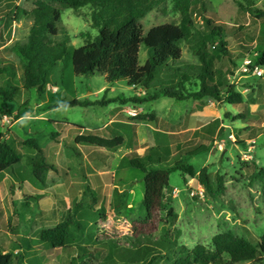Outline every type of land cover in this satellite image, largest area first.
I'll return each mask as SVG.
<instances>
[{
  "label": "rangeland",
  "instance_id": "374dc122",
  "mask_svg": "<svg viewBox=\"0 0 264 264\" xmlns=\"http://www.w3.org/2000/svg\"><path fill=\"white\" fill-rule=\"evenodd\" d=\"M35 1L0 0V20L12 7H20L31 12ZM207 1L218 13L224 29L221 39L227 42V48L231 53L230 56L220 52L218 45L220 39L210 41V51L217 56L216 66L224 78L236 85L237 90L243 94L250 111L261 112L264 115V75L257 77L252 70L250 73L242 71L245 59L264 48V22L256 16L257 10L264 11V0H254L251 10L245 3V9L240 6L242 0ZM197 3V6H200V2ZM91 13L92 10L88 7L79 13L71 9L63 10L62 21L59 24L60 33L56 41L67 42L70 49L80 48L94 41L99 33L92 26ZM193 21L192 38L190 42L182 44V60L171 63L169 70L157 73L155 89L149 92L150 95L160 87L167 88L168 85L165 83L168 80L174 79L173 82L176 84L182 80L183 75L189 78L190 82L186 83L188 90L192 92L199 90V81L195 78L200 73L201 63L193 47L199 41V32L207 33L208 29L199 13L193 16ZM142 23L147 33L151 28L164 24L180 25L181 15L175 11L171 3H165L151 11L142 19ZM33 24L31 16H22L14 23L12 29L5 27V23H0V57L4 56L15 65L20 80L23 79L24 67L12 47L16 42L28 41ZM9 34L11 39L6 40ZM213 46L217 48L214 49ZM149 57L146 47L143 46L140 52L141 64L144 65ZM61 67L52 73L50 85L57 88V97L63 101L102 100L105 98V93L100 92L103 87L115 89L116 94L124 98L122 104L127 105L122 109L124 122H138L135 119L144 115H147L146 121L151 122L153 120L150 119L153 115L151 106L164 112L172 107L173 103L168 99H161L155 103L153 101L135 104L131 101L133 98H146L147 93L143 89H129L125 82L109 85L99 74L76 76L70 58H66ZM47 93L54 94L48 88ZM30 95L31 97L24 96V102L29 100L26 104L7 103L0 98L2 118L0 133L5 135L7 141L23 156V162L10 170L11 173L0 175L1 251L27 254L24 264H69L76 252H68L61 248L47 249L41 235L42 232L56 228L73 218L77 227L71 228L70 244L74 247L84 245L98 248L100 250L98 261L93 264H121L124 261L123 256L130 252L135 254L139 263L154 259L155 264H170L167 259L172 258L174 252L181 247L193 249L199 244L212 246L215 235L228 231L258 246L264 254V243L261 241L264 235V177L259 176L257 170L264 168V117L261 121L245 124L238 118L240 111L236 107L215 100L227 109L225 122L229 124V128L222 131L216 139L217 143L193 141L188 146L180 147L194 149L201 143L209 147L206 152L183 159L185 161L188 159L187 162L195 167L198 174L201 169L208 168L214 194L206 192L201 198L197 194L200 187L198 177L195 179L189 177L187 187L185 175L175 171L171 174L169 186L165 190L161 222L157 220L155 223L144 224L141 222L147 218V213L142 204L145 186L143 181H139L143 176L141 171L126 166L124 161L122 167L125 168L119 170L116 177L125 180L126 184L117 181L119 189L94 197L91 189L85 184L86 170L89 167L83 156L86 149L85 147L74 149L76 147L74 139L77 133L79 134L75 126L83 128L103 126L108 121L104 116L108 115V109L102 106L87 108L77 106L53 110L49 114L51 119L66 124L56 127L49 122L32 118L42 114V110H38L37 107L45 97L36 90L30 91ZM250 103H253L252 107ZM176 104L175 107L184 106L182 103ZM132 108L138 112V117L132 118L128 115V110ZM18 109L20 112L14 113ZM175 112L176 110L171 113V117ZM25 113L31 117L30 121H25L12 129V125L16 124L22 115H26ZM56 130L59 139L51 145L49 136ZM230 134L234 139L229 138ZM28 139L37 140L47 151V159L55 163L57 173L47 174L43 182L36 181L32 176L29 157L35 152L21 144V140ZM182 153L175 151V155L159 167L174 166L177 161L182 160ZM5 176L9 177L3 182ZM23 176L27 179L28 189L24 193H17L15 189L23 187L19 182L26 180ZM9 178L17 180L13 190L12 180ZM127 179L139 182L130 185ZM60 183L67 193L62 194L54 189V186ZM173 190L179 191L175 194ZM193 193L194 196L191 195ZM170 210H173L177 217L175 223H172L173 220L168 215Z\"/></svg>",
  "mask_w": 264,
  "mask_h": 264
},
{
  "label": "trees",
  "instance_id": "16d2710c",
  "mask_svg": "<svg viewBox=\"0 0 264 264\" xmlns=\"http://www.w3.org/2000/svg\"><path fill=\"white\" fill-rule=\"evenodd\" d=\"M198 1L200 6H197ZM194 2L195 0H36L31 12L20 7H12L3 14L0 20V23L6 24L5 27L12 29L14 23L22 16H31L34 24L28 41L26 43L16 42L12 47L24 67L22 80L19 79L15 65L4 56L0 57V98L7 103H20L24 96L30 97L32 90H36L43 96L49 95L47 88L51 84L52 73L61 67V63H64L66 58H70L72 70L76 76L99 74L106 84L125 82L132 89L145 90L146 98L131 100L135 104L150 103L160 98H171L177 101L211 98L236 107L240 111L238 118L245 124L261 121L264 117L263 113L250 111L243 94L237 90L236 85L224 78L216 66V54L210 51L212 40L220 39L218 43L220 52L231 56L227 42L221 39L224 29L220 24L218 13L212 9L207 0H196V5ZM253 2L254 0H242L240 6L244 8L245 3L251 10L254 6ZM165 3H171L175 11L181 15V24H164L153 27L145 33L142 19ZM87 7L92 10V26L99 33L94 41L76 49H70L67 42H57L63 10L71 9L79 13ZM197 13L200 14V18L208 29L207 33L199 32V41L193 47L201 63L200 73L195 78L199 81V90L196 92L188 90L186 83L190 81L183 75L182 80L176 84L173 82L174 79L168 80L165 83L168 85L167 88L160 87L150 95L149 92L155 89L154 82L157 73L169 70L171 63L182 60V44L190 42L192 38L193 16ZM256 16L264 22V11L257 10ZM10 39L11 34L6 40ZM143 46L150 55L144 65L140 62V52ZM213 48L217 47L213 46ZM255 66L264 69V48L257 53L250 69L253 70ZM117 101L119 98L110 100L104 98L93 102L73 100L56 104L55 108L107 106ZM27 102L28 100L25 101ZM150 119H153V116ZM135 120L143 122L147 120V116H141ZM55 124L57 127L66 125L61 122H55ZM75 127L79 130L75 146L84 144L110 151H117L125 146L124 137L106 138L89 132L83 127ZM58 136V132L52 133L51 138L57 141ZM21 144L35 152L29 157V164L37 181H43L47 174L56 172V166L48 161L47 151L40 146L37 140H21ZM208 150L207 146H201L187 154L186 157L192 158ZM168 157H170V152L165 148L150 149L144 157L136 153L128 157V165L138 169L144 175L145 194L142 203L147 218L141 223L150 224L157 220L161 222L160 216L166 198L165 189L169 186L170 176L175 171H180L191 179L198 177L205 191L214 194L207 167L201 169L198 174L195 167L184 159L177 161L172 167H159L168 162ZM22 162V154L7 141L5 135L0 133V175ZM257 170L259 176L264 177V168H257ZM168 215L173 220L172 223H175L177 217L173 210H170ZM73 226L77 227V223L70 218L56 228L42 232L41 239L44 247L76 252L69 264H93L98 261L100 253L98 248L84 245L74 247L70 244ZM261 241L264 243V235ZM26 256L25 253L14 254L0 250V264H24ZM123 259L121 264H155L154 259L139 263L138 258L132 252L127 256L124 255ZM167 262L170 264H242L247 262L264 264V254L258 246L228 231L215 235L212 246L199 244L193 249L181 247L174 252L172 258L167 259Z\"/></svg>",
  "mask_w": 264,
  "mask_h": 264
},
{
  "label": "crops",
  "instance_id": "0c3cea01",
  "mask_svg": "<svg viewBox=\"0 0 264 264\" xmlns=\"http://www.w3.org/2000/svg\"><path fill=\"white\" fill-rule=\"evenodd\" d=\"M116 84H112V85H116ZM105 89H106V86L103 87L100 90V92L105 93V99L107 98L106 100L119 98V101L115 103H110L107 106H102V107H106L109 111L108 115H104L108 121L105 122L103 126H100L99 128H85V129L89 132L98 134L106 138H113V137H118V136L124 137L126 140V143L124 147L118 149L117 151L100 149L98 147L84 145V144L76 146L74 148L76 149L78 147H85L86 149L83 156L86 159L87 167L88 166L89 167L86 170L87 177L85 178L86 180L85 184L91 189V194L94 195L95 197L97 195L99 197L100 193L109 194V193H113L116 189H119L118 187L120 186L118 185L117 181L123 182V185L126 184L124 182L125 180L117 179L116 175L118 174L119 170H121L122 168H125V167H122L124 165V161H125V165L130 167L128 165V157L131 154L136 153L144 157L146 152L150 149L165 148L166 150L170 152V157L175 155V151L183 152L182 153L183 157H181V159H183L190 152L196 150L197 148H200L201 146H207V145L205 143H201L200 145L196 146L194 149H180V147L183 148L184 146H188L189 143L193 141H196L198 143L206 142V141L209 143H217L216 139L221 135L222 131L229 128V124L225 122V120L227 119L226 118L227 109L223 107L220 103H217L214 99H211V98H206L203 100L188 99L184 101H177L176 99H171V98H160L156 100V102H158L161 99H168L172 101L173 103L172 107L168 108L167 112L159 111L157 110V107L151 106L150 109H151V112H153V115H152L153 120L151 122H148V121L124 122L122 121V117L124 116L122 109L123 107L127 106V105L122 104V102H124L123 100L124 98L120 94H116L115 89H106V90ZM129 89H132V88L129 87ZM57 95L58 94L56 93L54 94L50 93L49 95L45 94L44 95L45 98L42 101H40V103L38 104L39 107H37L38 110H42V114H38L32 118L38 119V121L40 120L42 122H49L50 124L57 127L55 122H60V121L51 119L49 115L51 111L63 108V106L55 108L56 104L68 103L73 100H77V99H71L69 101H65V100L63 101V99H61L60 97H57ZM94 101H98V100H94ZM23 102L24 100H22V102L20 103H23ZM153 103H155V101ZM176 103H182L184 106L182 107L181 105V106L175 107V105H177ZM23 104H26V103L24 102ZM113 104H117V105L113 107L111 106ZM250 106L252 107L253 103H250ZM20 109H18L14 113L20 112L19 111ZM141 110L145 112L144 109H141ZM174 110H176L175 112L176 116L174 114V116L171 117V113H173ZM25 114L26 115H22L16 121V124L12 125V129L15 126H18V125L20 126L25 121H30L31 117L28 116L27 113ZM144 116H147V115H144ZM56 132L57 130L55 131V133ZM52 133L53 132H51L49 136L51 139V145L54 142H57L59 139L58 138L59 136H58L57 141H53L51 138ZM78 135L79 134L77 133L74 139V142ZM184 151H187V152H184ZM76 153L78 155H81L78 152ZM51 163H54V162H51ZM10 170L7 171L8 174L11 173ZM49 174L53 175V173H49ZM32 176H33V173H32ZM6 177H9V176H5V178H3L2 180L3 182H5V180L7 179ZM23 178L26 179L25 176H23ZM143 178H144V175L139 181L141 182L143 181L144 183ZM9 179L12 180L11 190H13L12 189L13 185H16L14 183H16L17 180L13 181V179L11 178ZM43 181H38V182H43ZM126 181H129L128 183L130 185L131 184L135 185L136 182H139V181H133L130 179H127ZM188 181H189V177L185 175V182H186L187 187H189ZM19 183H22L23 187H20V189L16 188L15 189L16 192L17 193L26 192L28 189L27 179L25 180V182H19ZM54 189L59 190V192L62 194L63 192L67 193V190H65V188L62 186L61 183L58 185H55ZM84 191L85 190H83V192ZM144 191H145V188H144ZM175 191H179V190H173V193Z\"/></svg>",
  "mask_w": 264,
  "mask_h": 264
},
{
  "label": "built area",
  "instance_id": "2783aa9c",
  "mask_svg": "<svg viewBox=\"0 0 264 264\" xmlns=\"http://www.w3.org/2000/svg\"><path fill=\"white\" fill-rule=\"evenodd\" d=\"M255 57H257V54H255L254 56H250L248 58L245 59L244 63H243V73H250L251 69L250 67L254 64V59ZM254 72V74L257 77H263L264 75V69L259 67V66H255L254 69L252 70ZM48 89L53 91L54 93H58L57 88L52 87L51 85L48 86ZM128 115H130L132 118H136L138 117V112L132 108L130 110H128ZM230 139H234V136L232 134L229 135ZM178 191H175L174 193L177 194ZM206 191L205 188L200 184V187L197 191V194L202 198L205 195ZM194 196V193L191 194Z\"/></svg>",
  "mask_w": 264,
  "mask_h": 264
}]
</instances>
